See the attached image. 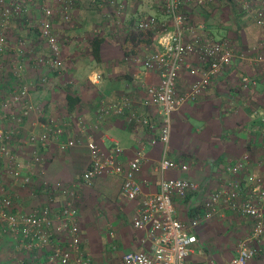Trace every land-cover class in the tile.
I'll return each mask as SVG.
<instances>
[{
  "label": "built area",
  "instance_id": "built-area-1",
  "mask_svg": "<svg viewBox=\"0 0 264 264\" xmlns=\"http://www.w3.org/2000/svg\"><path fill=\"white\" fill-rule=\"evenodd\" d=\"M213 1L215 0H160L158 4L159 11L169 19L173 29L160 44V49L150 51L141 61L145 70L158 73V84L147 87L145 97L140 101L142 107L157 109L161 122L157 137L150 142L151 145L161 144L164 147L162 158L156 166L161 179L155 193L143 195L136 179L144 161L141 149L127 164H122L118 160L122 152L118 143L112 142L108 155L102 153L96 145L94 134L99 129L98 121L89 129L83 119H73L79 138H84L89 153V163L81 175V183L89 185L92 180L102 175H118L122 177L121 197L128 201L141 198L132 225L135 230L147 235L153 248L149 252L124 253L112 264H194V256L201 258L195 264H217L204 254L202 247H197L196 232L200 225L212 220L222 210L251 220L250 235L237 241L235 256L222 264H264V259L259 263L255 262L260 254L255 244L264 238V178L248 171L249 152H245L227 166L226 177L222 178L220 186L205 195L202 186L196 182L163 176L169 171H186L188 168L166 156L172 113L195 102L234 61H246L253 67L264 65V53L260 51L263 45L255 44L249 50L237 54L231 41L216 39L201 26L194 28L181 10L183 5L200 7ZM233 2L256 27L264 29V0ZM91 3H95L99 9L107 8L106 22L119 26L125 23L124 0H91ZM39 6V16L33 21L28 17V7L22 0H0V78L9 75L17 82L11 99L4 100L2 104L7 112L3 117L11 118V121L7 127L0 128V176L4 166L11 185L18 188L32 184L35 167L43 165L44 159L34 149L30 158L24 160L12 150L11 142L20 140L24 145L38 146L45 150L55 144L61 152L68 151L78 143L75 138L63 139L67 121L71 117H47L45 122L39 124L38 121L45 113L42 105L31 100V94L49 82L44 71L61 75L64 70L62 43L54 29L53 18L58 16L62 22L69 23L73 0H39ZM16 17H24L23 26L36 33L44 51L35 49L34 45L19 34L14 46L10 44L12 20ZM127 24L129 26L128 21ZM163 26L156 17L148 15L135 18L129 27L134 31L157 33ZM94 33L100 36L102 29L98 28ZM7 58L9 64L5 68L4 62ZM27 70L34 71L37 78L33 81L27 80L24 77ZM182 71H187L194 78L185 90H178L177 82ZM262 78L264 84V70ZM257 83L256 77L244 75L240 78L243 89L256 87ZM15 106H19L17 114L11 112ZM32 115H35L32 125L39 124L42 128L40 134L33 131L25 134L24 129L22 130L25 119H30ZM114 116H125L130 123H138L151 130L154 128L147 119L138 116L133 108V101L127 96L120 97L115 103L100 104L96 113L100 122ZM260 116L264 122V111ZM256 131L264 144V125L252 128V132ZM261 162L264 164V159ZM43 185L48 187L45 182ZM53 189L63 198L57 209L45 205L28 214H22L13 199L5 194L0 182V238H10L16 256L12 264H26L17 255L27 252L45 254L47 264H94L91 256L80 246L78 213L74 204L77 198L76 185L68 187L57 183ZM175 197L186 202L188 213L185 221L177 217L173 203ZM32 257L37 259V255L33 254Z\"/></svg>",
  "mask_w": 264,
  "mask_h": 264
},
{
  "label": "crops",
  "instance_id": "crops-1",
  "mask_svg": "<svg viewBox=\"0 0 264 264\" xmlns=\"http://www.w3.org/2000/svg\"><path fill=\"white\" fill-rule=\"evenodd\" d=\"M99 1L105 2L106 0ZM22 2L29 6H27L28 17L35 21L40 13L39 0H22ZM124 2L126 4L125 23L122 26L106 22L107 8L99 9L95 3H91V0H73L69 23L62 22L58 16L53 18L54 29L62 43L64 69L65 65L67 69L71 68L65 72V75L69 78L88 76V80H91L92 83L87 81L88 84L78 86L70 81L72 83L69 82L64 89L57 90L59 93L57 92L56 96L60 103L54 100V89L50 91L51 94L44 95L45 86L34 91L31 94V100L42 105L44 110L45 115L40 118L39 124L45 122L47 117H71L67 121L63 139L75 138L78 143L68 151L61 152L55 144L45 150L38 146L24 145L20 140H14L11 142V148L24 160H28L33 150L37 149L43 156L44 163L35 167V174L29 187L18 188L11 185V179L6 174L4 166L0 176L5 194L13 199L15 206L22 214H28L45 205L57 209L63 198L53 189L54 185L57 183L68 187L76 185L79 192L77 191L74 204L77 213H79L80 246L91 256L94 264H112L124 253L149 252L153 246L147 235L135 230L132 225L141 198L128 201L121 197V176L102 175L92 180L89 185L81 183V175L89 163V153L85 147L84 138H79L73 119L76 117L83 119L89 129L98 121L99 129L94 134L96 145L102 153L108 155L112 142L118 143L122 150L118 160L122 164H127L139 149L142 150L144 161L136 179L143 195L155 193L161 179L156 166L162 158L164 147L161 144L151 145L150 143L157 137L160 129L161 122L158 111L155 108L140 106V101L145 97L146 88L158 84V73L145 70L141 61L150 51H158L160 44L165 41L169 33L151 32L153 38L147 45L139 48L133 55L126 54V51L122 50V44L129 33L137 32L129 26L133 23L135 16L140 15L138 9L142 3L139 0H124ZM224 4L230 8L233 7V10L240 13L243 19L247 18L253 24L245 14H242L233 0H215L206 6L198 7L203 10L199 12L204 13V16L200 15V18L205 19L217 5ZM185 6L189 5H183L181 10ZM145 12L151 14L150 10ZM237 16L238 14L235 12V18ZM160 17L163 18V22L169 24L170 28L172 27L171 22L164 14H160ZM22 18L24 17H16L12 20L10 44L14 46V41L19 34L34 45L35 49L44 51L36 33L26 30L23 26L24 19ZM200 26L203 27V25ZM98 28L102 29L100 36L94 33ZM215 32L216 30L207 31L208 34L216 38ZM262 33H260L261 36L256 44L263 45L260 51L264 53V35ZM78 34H81V37L77 36ZM78 37L80 38L78 39ZM82 37L83 39H81ZM92 37L102 39L97 54L98 59L94 58L89 45V40ZM87 45L90 48L87 49ZM81 46H84L85 51L88 50V62H92L90 66L84 63L83 69L80 68L81 65L79 66ZM123 58H127V60ZM7 60L8 58L4 62L5 68L9 64ZM74 63H78L76 67H73ZM241 63V61H234L195 102L188 103L172 113L170 140L165 148L166 156L188 168L186 171H169L163 176L185 178L196 182L202 186V192L205 191V195L220 186V181L226 177L227 166L233 164L245 152H249L248 171L264 178V164L261 162L264 159V144L259 132H252V128L264 125L260 116L264 111V84L262 82L264 65L241 71L243 66ZM92 68L98 72L89 76ZM33 74H35L34 71L27 70L24 77L33 81L37 78L36 74ZM44 74L49 77L56 75L48 71H44ZM61 75L59 79L64 76ZM244 75L256 77L257 86L243 89L240 85V78ZM56 77L58 76L56 75ZM193 78L194 76L187 71H182L177 82L178 90H185ZM16 88L15 78L9 75L0 78V128L7 127L11 121V118L3 117L7 112L2 104L4 100L11 99V93ZM36 93L38 94L34 96ZM50 95L54 98L50 100L51 105L48 107L46 97L49 98ZM67 95L78 99L72 109L68 108ZM122 96H127L133 101V108L137 111L138 116L147 119L154 125L152 130L147 126L128 122L125 116L108 117L101 122L96 118L97 110L102 102L115 103ZM35 99L36 101H34ZM47 107L49 108L48 112ZM57 111L62 113H55ZM11 112L17 114L19 106L13 107ZM34 119L35 115H32L30 119H25L22 127L25 134H28L29 131L36 134L41 133L42 128L39 124L32 125ZM43 182L48 187L44 186ZM204 186L206 187L204 188ZM242 196H245V193H242ZM173 203L177 217L185 221L188 213L186 202L175 197ZM262 209L264 210V203ZM196 233L197 247H202L205 255L210 256L217 264H222L235 256L237 241L250 235L251 220L237 216L228 210H222L212 220L200 225ZM255 246L260 251L255 261L259 263L261 259H264V238ZM35 253H21L17 255V258L26 264L42 262L47 264L45 254ZM33 254L37 255L36 260L32 259ZM14 258L16 256L10 238H0V264H12ZM200 261V257H193L194 264Z\"/></svg>",
  "mask_w": 264,
  "mask_h": 264
},
{
  "label": "rangeland",
  "instance_id": "rangeland-1",
  "mask_svg": "<svg viewBox=\"0 0 264 264\" xmlns=\"http://www.w3.org/2000/svg\"><path fill=\"white\" fill-rule=\"evenodd\" d=\"M159 1L160 0H139V2L142 3L141 7L138 9V11L140 12V15H136L135 17L138 18V16L140 17V16L153 15L154 17H156V19L159 21V23L161 25L164 24L161 31L164 33L168 32L170 34V32L172 31L173 28L172 27L170 28L169 24L163 22L164 21V20H162L163 18L160 17V14H162V13L158 9ZM131 8H134V7L131 6ZM214 9L215 10H211L212 12L208 13V16L205 19L203 17L200 18V15L204 16V13L202 14L199 11L200 10L203 11V10L199 9L198 7H196L194 5H189L187 7L185 6V8L182 11H184L186 14H188V18H189L190 22L192 23V25L194 26V28H198V26L203 25L204 31H206V32L211 31V30H216V32L214 33L216 36V39H224V40L231 41L232 46H233V50L237 54H239L242 51L249 50V48L251 46L258 43L257 40L261 36L260 33L264 32L263 31L264 29L260 30V29H258V27H256L254 24H252L249 20H247V18L243 19V16L240 13H238L236 10H233V7L230 8V6H228L227 4L217 5ZM147 10H150L151 14L146 13L145 11H147ZM235 12L238 14V16L236 18H235ZM262 34L264 35V33H262ZM77 36L81 37V34H78ZM80 37H78V39ZM81 39H83V37ZM88 48H90V46L87 45V49ZM79 53H81V60H80L79 66L80 65L82 66L80 68L83 69L84 63H85V65L90 66V64H92V62H88V59H89L88 50L85 51L84 46H81L79 49ZM85 59H87V60H85ZM241 62H242L241 64L243 65L241 68V71L242 70L246 71V70H249L252 68H257V67H253L251 65H248L246 61H241ZM65 64H67V62H65ZM77 64L78 63H76L75 66H73V67H76ZM70 69H67L66 65H65V69H64V72L62 74L64 76L61 75L62 77L60 79H59L60 75H57L58 77H56V75H52L50 77L48 76L49 82L45 86L46 90H43V92H45L44 95L46 93L51 94L52 92H50V91L54 89L53 92L55 91V93H54L55 98H54V96H53V98L57 103H60L59 98L56 96L57 95L56 93L60 89L61 90L64 89L65 85H68L70 81H72L73 84L76 83V85H78V86H80V85L83 86V85L88 84L87 81L88 82L90 81L89 83H92L91 80H88L89 79L88 76L87 77L85 76L84 78H81V77L69 78V76L65 75V72L67 70H70ZM110 69H112V68H110ZM95 72H98V71H96L95 68H92V71L89 74V76L96 74ZM72 82H70V83H72ZM38 93L34 94V96L37 95ZM53 98L51 95L49 96V98L46 97V100L49 102V103L48 102L46 103V105H48V107H49V105H51L50 100H52ZM34 101H36V99ZM48 107H47V112L49 110ZM55 113H62V112L57 111ZM263 158H264V155H263ZM76 191L79 192V190H76ZM78 215H79V213H78Z\"/></svg>",
  "mask_w": 264,
  "mask_h": 264
},
{
  "label": "trees",
  "instance_id": "trees-1",
  "mask_svg": "<svg viewBox=\"0 0 264 264\" xmlns=\"http://www.w3.org/2000/svg\"><path fill=\"white\" fill-rule=\"evenodd\" d=\"M182 12L186 14L184 11ZM186 16L188 17V14H186ZM152 38L153 35L150 31L131 32L126 36L124 44H122V50L126 51V54L128 55H133L139 48L147 45L152 40ZM101 42L102 39H100V37H92L89 40V45L92 48V54L95 59H98L97 54L99 52ZM77 101L78 99L72 95L66 96V102L69 109H72L76 105Z\"/></svg>",
  "mask_w": 264,
  "mask_h": 264
}]
</instances>
